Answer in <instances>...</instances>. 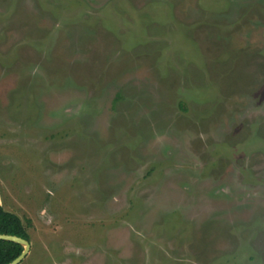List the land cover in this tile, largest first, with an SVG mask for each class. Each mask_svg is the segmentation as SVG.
Instances as JSON below:
<instances>
[{"label": "rangeland", "instance_id": "374dc122", "mask_svg": "<svg viewBox=\"0 0 264 264\" xmlns=\"http://www.w3.org/2000/svg\"><path fill=\"white\" fill-rule=\"evenodd\" d=\"M0 204L20 264H264V0H0Z\"/></svg>", "mask_w": 264, "mask_h": 264}, {"label": "trees", "instance_id": "16d2710c", "mask_svg": "<svg viewBox=\"0 0 264 264\" xmlns=\"http://www.w3.org/2000/svg\"><path fill=\"white\" fill-rule=\"evenodd\" d=\"M0 234L15 235L29 241L22 220L15 214L4 210L0 204ZM23 250L20 244L0 240V264H8Z\"/></svg>", "mask_w": 264, "mask_h": 264}, {"label": "water", "instance_id": "95a60500", "mask_svg": "<svg viewBox=\"0 0 264 264\" xmlns=\"http://www.w3.org/2000/svg\"><path fill=\"white\" fill-rule=\"evenodd\" d=\"M0 240L14 242L20 244L23 247L21 254L8 264H20L30 250L29 241L21 237L15 235L0 234Z\"/></svg>", "mask_w": 264, "mask_h": 264}]
</instances>
